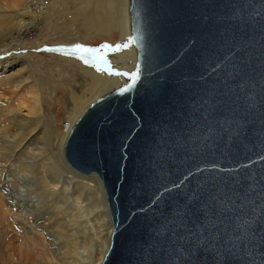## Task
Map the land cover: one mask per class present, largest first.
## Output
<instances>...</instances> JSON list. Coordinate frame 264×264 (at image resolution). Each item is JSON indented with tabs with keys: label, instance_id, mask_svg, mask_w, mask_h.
I'll use <instances>...</instances> for the list:
<instances>
[{
	"label": "water",
	"instance_id": "1",
	"mask_svg": "<svg viewBox=\"0 0 264 264\" xmlns=\"http://www.w3.org/2000/svg\"><path fill=\"white\" fill-rule=\"evenodd\" d=\"M128 17L136 77L63 143L102 185L97 264H264V0H128Z\"/></svg>",
	"mask_w": 264,
	"mask_h": 264
},
{
	"label": "bare ground",
	"instance_id": "2",
	"mask_svg": "<svg viewBox=\"0 0 264 264\" xmlns=\"http://www.w3.org/2000/svg\"><path fill=\"white\" fill-rule=\"evenodd\" d=\"M22 1L10 0L11 3L7 4L0 0V83L16 79L14 86L27 88L33 94L31 102L37 108L34 111L31 107L25 106L22 100L20 105H24L22 107L25 108V113L20 112L12 103L0 105L3 117L0 123V249L13 248L16 236L21 238L20 245L31 246L35 243L38 245L39 242L45 247V238L40 232V227L43 228L44 225L42 223L57 224L61 221L63 228L68 226L78 215L79 210L85 208V205L80 206L79 195L87 190L96 204L97 221L91 225L93 231L90 239L82 243L81 261L77 263L75 260V253L80 247L78 243H73L72 246L62 243L60 247L62 259L56 260L51 256V260L57 264H97L108 245L111 231L102 185L94 172L80 173L65 162L63 143L72 124L88 104L115 87L132 81L138 73L135 51L129 34L128 0H117L115 12L110 9V5L113 6L116 0H76L80 3V9L84 10V30L89 32L87 33L89 36H112L115 29L111 20L118 19V29L128 46L124 59L120 58V54H115L114 62L110 60L108 65L99 64L105 67L104 74L77 61L74 58L76 54H71L73 48L70 45L53 46L54 52L66 60L68 71L78 70L87 79L82 93H71L73 108L68 113L66 125L61 132L50 128L56 120L41 110L39 91L41 88L33 64L29 58L17 51L25 44L27 39L25 35L29 30L38 29L42 23H46L48 20L46 18L60 6L67 5L69 0H24L20 4ZM9 51L13 53L7 55ZM54 96L55 91L54 95L49 97ZM7 124H11V128L7 127ZM36 143L42 145L34 147ZM25 154L30 155L28 160L23 157ZM5 163L8 166H18L26 174L33 171L37 180L30 188L28 197L12 195L7 190L1 171L2 166H6ZM56 176L58 178H55ZM70 189L77 192L75 200H78L76 203L80 205L76 208L67 205L63 207L58 203V196ZM7 219L12 222L11 230L6 229L3 232L2 221ZM37 221L42 222L40 227ZM2 232L5 233L4 238ZM61 233L65 239L75 237L69 228ZM11 239L12 241H9Z\"/></svg>",
	"mask_w": 264,
	"mask_h": 264
},
{
	"label": "rangeland",
	"instance_id": "3",
	"mask_svg": "<svg viewBox=\"0 0 264 264\" xmlns=\"http://www.w3.org/2000/svg\"><path fill=\"white\" fill-rule=\"evenodd\" d=\"M3 1L7 4L11 3L10 0ZM23 1L20 2V4H22ZM116 6L117 0L113 6L110 5V9H113L115 12ZM112 16L113 15H111V17ZM46 19H48L47 22L42 23L38 29L29 30L25 35V38H27L25 44H23L20 48L21 50H18L17 52L24 54L33 64L34 73L38 78V84L41 88L39 90L41 110L46 115H51L55 118L56 122L51 124L50 128L54 129V131L61 132L66 125L67 115L73 108L70 98L71 93H82L87 79L86 76L78 70L75 72L74 70H72L73 72L68 71L66 60L58 55V53H55L53 48L55 46L68 45L73 48L75 45L81 44L99 49L95 55L97 57H103L102 60L97 59L92 63L86 64L78 55L74 58L81 64L93 67L97 72L104 74L105 67L99 66V64L108 65L110 60L114 62L116 60L114 57L115 54H120V58L124 59L126 47H123L122 45H125L126 41L124 36H122L120 29H118V19L111 20L115 29L112 36H89V34H87L89 32L84 30V10L80 9V3L76 0H69L67 5L64 7L60 6L58 9L54 10L53 14L49 15V18ZM12 53L13 52L9 51L7 55ZM86 55L89 57L91 56V54ZM96 65L102 70H98ZM23 76L24 75H22V77ZM15 81L16 79L0 83V105H9L12 103L16 105V108L20 112L24 113L26 110L22 106L25 105L31 107L35 111L37 107L33 106V103L31 102L33 94L30 93L27 88L15 87ZM42 87L44 88L42 89ZM54 91L56 96L50 98L49 96L54 95ZM21 100L25 103L22 106L20 105ZM1 114L2 113L0 112V123L3 121ZM8 126L11 128V124H7V127ZM36 130L39 131V128ZM36 145L38 147L42 144L36 143L34 147H36ZM51 146L54 147L53 144ZM29 156V154H25L23 157L27 159ZM5 165L6 166L4 167L2 166L1 171L3 178L5 179V185H7L6 187L8 188L7 190H9L12 195L17 194L22 198L28 197L30 188L37 180V177L33 175V171L26 174L18 166H8L6 163ZM55 178L58 177L56 176ZM14 181L16 182V186ZM70 190L64 191V193L62 192L63 195L61 194L58 196V203L63 207H66L67 205V207L76 208L80 205L76 203L78 200H75L77 198V192L73 191L74 194L72 192L73 189ZM79 197L81 199L80 206L85 205V208L79 210L75 219L69 222L70 226L67 224L68 226L63 228L61 221L57 224L37 221L36 223H38L39 227L41 226L40 223H42V225L44 224L43 228L40 227V232H42L43 237L45 238V247L39 242L38 245L37 243L31 246L20 245L21 238L16 236L14 238L13 248L3 247L0 249V264H36V262H39L40 264H57L55 261L51 260V256L56 260H60V258L62 259V252L60 249L62 243L68 244L69 246H72L73 243H78L80 247H78V251L75 253V260L79 263L81 261L80 251L82 243L90 239L93 231L91 225L97 221V208L95 206L94 198L91 197L90 194L88 195L87 190L82 192ZM66 219L67 218L65 217V220ZM2 224L3 232L6 229L11 230L12 222L8 219L2 221ZM67 228L70 229V233L72 232L75 235L74 238L68 237L65 239L61 232H64ZM3 232L1 235H3L4 238L5 233ZM9 241H12V239Z\"/></svg>",
	"mask_w": 264,
	"mask_h": 264
},
{
	"label": "snow or ice",
	"instance_id": "4",
	"mask_svg": "<svg viewBox=\"0 0 264 264\" xmlns=\"http://www.w3.org/2000/svg\"><path fill=\"white\" fill-rule=\"evenodd\" d=\"M123 47H127L128 45H122ZM99 51V49L96 48H92V47H87L85 45H81V44H77L73 47L72 49V53L71 54H76L79 56V58L81 60L84 61V63L88 64V63H92L97 59L102 60L103 57H97L95 54ZM86 54H91V56H87ZM98 67V70H102L99 69V66L96 65ZM217 197L215 194H211V199L215 200Z\"/></svg>",
	"mask_w": 264,
	"mask_h": 264
}]
</instances>
